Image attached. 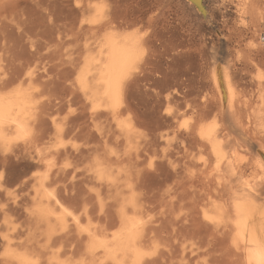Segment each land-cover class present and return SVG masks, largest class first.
<instances>
[{"label":"bare ground","instance_id":"obj_1","mask_svg":"<svg viewBox=\"0 0 264 264\" xmlns=\"http://www.w3.org/2000/svg\"><path fill=\"white\" fill-rule=\"evenodd\" d=\"M126 1L0 0V157L13 163L0 182V264H264V161L256 156L253 179L237 163L241 150H264V84L250 100L235 79L263 63L264 0H200L201 7L180 0L207 24L214 9L233 18L224 14L232 19L227 34L204 33L197 23L183 37L164 24L178 41L164 69L152 58L159 35L130 30L134 9ZM220 38L237 46L231 52L239 68L222 59L216 70ZM197 44L208 47L204 65L189 52ZM145 75L173 80L142 108L133 93L149 84ZM188 75H207V84L197 87V79L193 89ZM177 96L185 106H171ZM256 97L261 106L253 109ZM223 98L239 138L215 119L225 110L212 105ZM67 136L82 142L70 146ZM60 158H72L74 167L57 164ZM176 206L182 225L173 224L168 258L160 260L147 245L157 244L158 222Z\"/></svg>","mask_w":264,"mask_h":264},{"label":"rangeland","instance_id":"obj_2","mask_svg":"<svg viewBox=\"0 0 264 264\" xmlns=\"http://www.w3.org/2000/svg\"><path fill=\"white\" fill-rule=\"evenodd\" d=\"M137 1V2H136ZM138 1H139V3H138ZM127 2H128V6L129 7H132V9H134V15H133V18H135V22H134V24L132 25V28L130 29V30H132V31H135V32H137L138 34H144V35H147V34H149L148 36H152L153 38H155L156 37V35H159V36H161V38L158 36V40H157V37H156V42H158L159 41V39H160V42H159V44H160V46H159V44L158 43H156V42H154V49L156 50L155 52L153 51L152 52V56L154 55L153 53H158L156 56H159V58L158 57H155V55L152 57L153 58V60H155V63L157 62V59H158V63H160V67H161V69H164L165 67H163V65L162 64H164V63H166L168 60H169V58L171 57V55L173 54V52H175L176 51V49H174V44L175 43H177L178 41L174 38V37H170L169 38V34L168 33H166V31H165V26H166V24L168 25V24H170L171 25V27H174L175 28V33L176 34H182L183 35V37H184V35H186L188 32H190L189 31V29L191 30V32L194 30V29H196L195 28V24H199V26L198 25H196L197 26V29L199 30V29H201L204 33H207V32H209V30H213V31H219L221 34H223V32L225 31L226 32V34H227V30H226V26H229V24L231 25V21H232V19L231 18H233V16H232V13L231 12H229V10H226V11H228V12H226L225 11V9L224 8H221L220 10H221V12H220V10H216V9H214L213 10V12H212V14H214V15H212L211 16V19L212 20H214V21H211V25L210 24H207L206 23V21H205V19L204 18H202V16L200 17V15L199 14H197L193 9H191L190 7H187L186 5H184V3H183V1H180V0H127L126 1V4H127ZM132 2V4H130ZM147 2V3H146ZM155 2V3H154ZM179 3V5H178V3ZM136 3V4H135ZM177 3V4H176ZM183 3V4H182ZM209 1L207 0L206 1V4H208L209 5ZM141 4V5H140ZM180 4H181V7H180ZM131 5V6H130ZM143 5V6H142ZM169 5V6H168ZM172 5V6H171ZM174 5V6H173ZM178 5V6H177ZM135 6V7H134ZM138 6V7H137ZM140 6V7H139ZM151 6V7H150ZM166 6V7H165ZM171 6V7H170ZM183 6H186L185 8L183 7ZM147 7V8H146ZM149 7V8H148ZM155 7V8H154ZM173 7V8H172ZM138 8H140V10H138ZM142 8H143V10H142ZM183 8V9H182ZM178 9V10H177ZM188 9H190V10H188ZM155 10V11H154ZM171 10V11H170ZM173 10V11H172ZM176 10V11H175ZM143 11V12H142ZM145 11H147V12H145ZM225 11V12H224ZM142 12V13H141ZM151 12V13H150ZM161 12V13H160ZM188 12L190 13V14H188ZM193 12V13H192ZM166 13V14H165ZM183 13V14H182ZM216 13V14H215ZM218 13H220V14H218ZM231 15H230V14ZM137 16H136V15ZM147 14V15H146ZM176 16H175V15ZM179 14V15H178ZM182 14V15H181ZM185 14V15H184ZM221 14H223V16L221 15ZM227 15V16H229L230 15V17H228L227 18V16H226V18H225V15ZM150 15V16H149ZM158 15V16H157ZM189 15V16H188ZM216 15V16H215ZM220 15V16H219ZM142 17L141 19H137V18H139V17ZM151 19V17H152V19L150 20V19H148V17ZM162 16H164V17H162ZM170 16V17H169ZM187 17V18H186ZM196 17V19L194 20V18ZM223 17V18H222ZM167 18V19H166ZM173 18V19H172ZM181 18V19H180ZM182 18H184V20L182 21ZM215 18H217V20H218V22L217 21H215L216 19ZM165 19V20H164ZM175 19V20H174ZM179 19V20H178ZM228 20V22H227V24L226 23H223L224 22V20ZM137 20H138V22H137ZM153 20V21H152ZM191 20V21H190ZM204 20V21H203ZM231 20V21H230ZM167 22V23H164V22ZM199 21V22H198ZM219 21H223L222 23L221 22H219ZM136 22H137V24H136ZM155 22V23H154ZM212 22H214L213 24H212ZM230 22V23H229ZM159 23V24H158ZM163 25H162V24ZM190 23V24H189ZM206 23V24H205ZM229 23V24H228ZM136 24V25H135ZM161 24V25H160ZM164 24H165V26H164ZM189 24V25H188ZM217 24V25H216ZM200 25H201V28H200ZM208 25V26H207ZM214 25V26H213ZM146 26V27H145ZM164 26V27H163ZM190 26V27H189ZM194 27V29H193V27ZM155 27V28H154ZM161 27V28H160ZM162 27H163V30L161 31V29H162ZM205 27V28H204ZM212 27V28H211ZM225 27V28H224ZM159 28V29H158ZM180 28H182V29H180ZM184 28H185V30H184ZM209 28V29H208ZM264 28V27H263ZM147 29V30H146ZM186 29H188V32L186 31ZM154 30H156V31H154ZM159 30L161 31V32H163L164 34L162 35V33L161 32H159ZM184 30V31H183ZM155 33H154V32ZM173 31V30H172ZM201 31V32H202ZM223 31V32H222ZM149 32V33H148ZM153 34H152V33ZM156 32H158V34H156ZM184 32V33H183ZM150 33H151V35H150ZM166 33V34H165ZM169 35V36H168ZM224 35H225V33H224ZM247 36H244V40L242 39V41L243 42H241L242 44H241V46L239 47V48H243L242 49V51H243V53L244 54H246V52L247 51H245V50H247L248 48V46H249V44L251 43V40H249L250 38V34L248 33V34H246ZM248 35H249V37H248ZM165 36H167V37H165ZM164 37V38H163ZM245 37H246V39H245ZM171 38H174L175 40L173 41V39L171 40ZM264 38V34L262 35V39ZM163 39H164V42H163ZM162 40V41H161ZM166 40V41H165ZM169 41H171V42H169ZM161 42H163L165 45H164V47H163V44L161 43ZM166 42V43H165ZM172 43V44H171ZM162 44V45H161ZM170 45H172L173 47H171ZM230 43H228L227 41H225V40H223L222 38H220V41L218 40L217 41V45H216V52H217V54H216V57H218L219 58V61L220 60H224V59H226V62H227V60H228V62H229V64H232L231 65V68L234 66H236V68L238 67L239 68V60H237V59H240V57H238L236 54L235 55H233L234 54V52H231V51H234L235 49H237V46H233L232 44L230 45ZM243 45V46H242ZM248 45V46H247ZM156 46H158L157 48H156ZM167 46V47H166ZM169 46H170V48H169ZM187 47V49L188 48H190L191 46L189 45H186ZM206 46V45H205ZM232 46V47H231ZM159 47H161L160 49H159ZM162 47H163V49L166 51H163V49H162ZM194 47V46H193ZM193 47H191L190 48V53H193L194 51H198V50H201L200 52L201 53H203V58H204V60H199V58H201L199 55H196V52H195V54H192V57H193V59L195 60V61H197V64H200V63H202L203 65L205 64V60L207 61V57H210L209 55V52L207 51L208 50V47H207V49H206V47H204V45L203 44H201V45H196L195 47H194V49L196 48V49H198V50H193ZM246 47V48H245ZM167 48H169V49H167ZM230 48H232V49H230ZM153 49V50H154ZM173 49V50H172ZM180 49V48H179ZM227 49V50H226ZM168 50H171V51H168ZM207 52H206V51ZM163 51V52H162ZM245 51V52H244ZM161 52V54H159ZM171 52H172V54H171ZM218 52H221V53H218ZM230 52H231V54H230ZM166 53V54H165ZM198 53V52H197ZM162 54H164V55H162ZM170 54V56H167V55H169ZM199 54V53H198ZM243 54V55H244ZM161 56H166V57H161ZM196 56V57H195ZM199 56V57H198ZM206 56V57H205ZM225 58H224V57ZM234 56H236V59H235V57ZM169 57V58H168ZM176 57H178V56H176ZM229 57H231V59L229 58ZM154 58H156V59H154ZM163 58V59H162ZM167 58V59H166ZM179 58H181V57H178L177 59L179 60ZM196 58L198 59V60H196ZM229 58V59H228ZM261 58H262V56H261ZM263 58H264V56H263ZM262 58V59H263ZM209 59V58H208ZM162 60H165V62H162ZM223 60L222 61H220V62H218L217 63V65L215 64L214 66H215V68H216V70H218L219 69V71H220V68H221V66H222V62H223ZM236 60H237V63L238 64H236ZM53 62H56L57 63V61H53ZM175 62H177V61H175ZM224 62H225V60H224ZM261 63H262V61H260ZM220 63H222V64H220ZM258 64L257 66H253L252 68L249 66V68L247 69V70H241V71H239V72H243V75L244 74H246V75H242L241 73L239 74L238 73V75H236L235 76V79L236 78H239V79H236V83L238 84V86L240 85V87H238V89L240 88V92L241 93H243V94H241V95H244V97L246 98V97H248L249 98V96H250V100L252 99V97L254 96V91H258V86H259V83L260 82H262L263 84H264V59H263V63L262 64ZM164 66H165V64H164ZM214 66H213V68H214ZM217 66V67H216ZM220 67V68H219ZM233 67V68H234ZM255 67V68H254ZM208 70V69H207ZM245 71H246V73H245ZM52 73V75H56V71H55V69H53L52 68V71H51ZM248 72V73H247ZM146 76V78H148V80H147V82L150 84V82H151V85H147V86H142V84L141 85H139V87H140V89H136V91H135V93H133L134 95V97L135 98H137L136 100H138V102H139V104H140V106H142V108H146V107H149V106H151V104H152V101H150V100H152V97H151V95L157 90V91H162V90H165V88H170V83L172 82V80H173V78H170V77H172V76H170V75H163V78H161L160 76L161 75H155V76H152V75H145ZM167 76V77H166ZM192 75H188V77H190V79H189V82H190V87L192 88L193 87V89H197L196 88V86L198 85V83H199V85L197 86V87H199V86H201V84H202V82H203V80H204V85H206L207 84V75H194V76H192ZM197 76V77H196ZM243 76V77H242ZM159 78V79H157V78ZM194 77H195V79H194ZM206 77V78H205ZM177 78V77H176ZM204 78V79H203ZM149 79H152L151 81L149 80ZM166 79V80H165ZM171 79V81H169V80ZM178 79V78H177ZM197 79H198V81H197ZM157 80V81H156ZM163 80V81H162ZM199 80H200V82H201V84H200V82H199ZM251 80V81H250ZM154 81V82H153ZM162 81V82H161ZM196 81L198 82V83H196ZM206 81V82H205ZM241 82V84H239L240 82ZM242 81H243V83H242ZM250 81V82H249ZM164 82V83H163ZM188 82V83H189ZM154 84V85H153ZM163 84H165V86L163 85ZM196 84V85H195ZM263 84H262V86H263ZM167 85V86H166ZM192 85V86H191ZM153 88H151V87ZM159 86V87H158ZM162 86H164V87H161ZM247 86V87H246ZM141 87H144V88H141ZM149 88V89H147L148 91L147 92H145L146 91V89L145 88ZM155 87H157V88H155ZM150 88L152 89L151 91H150ZM244 88V89H243ZM145 89V90H144ZM155 89V90H154ZM159 89H161V90H159ZM242 89V90H241ZM138 90V91H137ZM144 90V91H143ZM154 90V91H153ZM250 90V91H249ZM252 90H254V91H252ZM247 91H248V94H251V95H248V96H246L247 95ZM252 91V92H251ZM149 92H151L150 94H149ZM246 93V95H245V93ZM141 94H143L142 95V97H141ZM252 94H253V96H252ZM141 98H140V97ZM150 96V97H149ZM194 95H190V96H188L187 97V99H192V97H193ZM252 96V97H251ZM147 97V98H146ZM178 97L179 96H177V97H175V100H176V98H177V102L175 101H173L172 103H171V106H173V105H178L179 103H180V107H182V106H185L184 104L186 103L185 101V99H184V101H182L183 99H178ZM139 98V99H138ZM151 98V99H150ZM248 98H246V99H248ZM148 99H150L149 101H147ZM224 99V98H223ZM223 99L221 100V103H220V106H218V104H219V102H217V104L214 106V105H212V107H216L215 108V110H218V108H220V109H222L223 111L225 110V112L223 113V117H221V116H219V117H221V119L223 118V120L221 121V119L219 118V117H216L215 119L219 122L220 121V124H222L223 126L225 125V127L232 133V131H233V133L231 134L232 136H234V137H238V133H239V131H238V129L236 128V127H234L233 126V123L231 124V127H228V126H230V122H229V119H228V117H226L227 116V103H226V99H224V101H223ZM144 100V101H143ZM180 100V101H179ZM190 100H187V101H190ZM182 101V102H181ZM179 102V103H178ZM224 102V103H223ZM142 103V104H141ZM150 105H149V104ZM176 103H178V104H176ZM181 104H182V106H181ZM146 107H145V106ZM176 106H174V108L176 107ZM218 106V107H217ZM252 106V108L253 109H257V107H260L261 106V101H260V98H258V97H256L255 98V100L253 101V104L251 105ZM262 106L264 107V104H262ZM76 107H77V105L74 103V104H71V105H69V106H65V107H63V109L60 111V117H63V116H65V115H67V114H69L71 111H73V110H75L76 109ZM166 108V105L163 103H161V110H163L164 111V109ZM238 116V115H237ZM148 117V116H147ZM236 117V116H235ZM148 118H150V117H148ZM186 118L187 117H181L180 119H179V121H184V120H186ZM146 119V118H145ZM212 119H214L213 117H212ZM147 120V122L146 121H144V123H145V125H144V123H143V125H142V128H143V130L145 131H148L149 130V126L148 125H150L151 124V122H150V120L149 119H146ZM178 121V122H179ZM230 121H232L233 122V118H232V120H230ZM259 121V120H258ZM258 121H257V123H258ZM260 121H262V122H260ZM259 121V123L260 124H262V123H264V119L263 120H260ZM222 122V123H221ZM235 122V121H234ZM148 125H147V124ZM150 123V124H149ZM225 123V124H224ZM258 123V124H259ZM147 125V126H146ZM145 126H146V128H145ZM233 126V127H232ZM236 129V130H235ZM235 131V132H234ZM238 132V133H237ZM235 134V135H234ZM239 138V137H238ZM64 141L68 144V145H73V144H79V143H81L82 142V139L80 138V137H74V136H67V137H65V139H64ZM255 146V149L253 148ZM252 148H251V150L252 151H248L247 150V152L246 151H243V150H241V151H239V153H238V155H237V163H239V164H241L240 166L242 167V169H243V171H244V173H245V176L246 177H248V179H253V178H255V176L258 174V172H257V170H256V165H255V158H256V160H257V158L259 157V159H263V161H264V150H262L261 148H259V147H257L256 145H254ZM261 150H259V149ZM249 152V153H248ZM251 152V153H250ZM252 152H255V153H252ZM261 155H260V154ZM257 154V155H256ZM256 156H258V157H256ZM263 156V157H262ZM148 162H149V160L147 159L146 161H145V163H144V165L145 166H148ZM56 163L57 164H59V165H65L68 169H72L73 167H74V160H72V158H70V159H66V158H60V159H58L57 161H56ZM12 164L13 163H11V160H8V161H6V162H4L3 160H2V158L0 157V178H2V180L0 179V182H2L3 180H5L6 178L5 177H7L8 175H9V173L11 172V170H12V168H13V166H12ZM161 168V167H160ZM166 167L165 166H162V169L164 170ZM39 170H42V168H35L34 169V171L35 172H39ZM1 175H3V177H1ZM263 178H264V173H263ZM5 178V179H4ZM263 187H264V181H263ZM160 203H161V200H160V198L158 197V196H156L155 198H154V204H155V209H154V211H153V217H154V219H159L160 218V208H159V205H160ZM174 213H172L171 215H169V216H167V217H164V218H161L160 220H159V224H158V226H159V237H158V242H157V244H149V245H147V251L148 252H151V251H156V253L154 254V256H155V258H160V260H161V258H168V254L166 253V245L167 244H170V242H171V238H170V235H169V231L172 229V226H173V224H175V226L176 227H180L181 225H182V221H181V217H179L178 219H174L175 217H176V215H180L181 214V212H179V208L176 206L175 208H174ZM111 213V212H110Z\"/></svg>","mask_w":264,"mask_h":264},{"label":"water","instance_id":"obj_3","mask_svg":"<svg viewBox=\"0 0 264 264\" xmlns=\"http://www.w3.org/2000/svg\"><path fill=\"white\" fill-rule=\"evenodd\" d=\"M193 2H194L198 7H201V2H200V0H193Z\"/></svg>","mask_w":264,"mask_h":264}]
</instances>
